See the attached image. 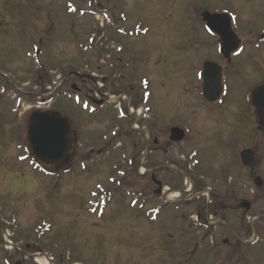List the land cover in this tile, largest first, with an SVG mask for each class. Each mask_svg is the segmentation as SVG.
<instances>
[{
    "label": "rangeland",
    "instance_id": "1",
    "mask_svg": "<svg viewBox=\"0 0 264 264\" xmlns=\"http://www.w3.org/2000/svg\"><path fill=\"white\" fill-rule=\"evenodd\" d=\"M255 1L261 14L254 18L247 9L250 0H0V264H205L204 258L184 252L180 204L154 201L145 206L146 198L138 188L146 186V179H125L116 171L119 152L110 142L119 122L113 105L97 108L94 114L93 108L83 100L78 103V98L56 100L55 110L68 116L80 138L83 162L76 157L68 172L49 175L41 173V168L35 170L27 141L17 133L23 137L26 132L30 105L25 103L33 101L35 94L38 98L40 90L29 76L37 68L45 67L41 73L44 85L39 86L43 90L40 95H45L51 83H59L57 75L62 70L57 67L61 65L84 75L83 69L102 75L111 66L99 65V58L92 53V31L104 23V19L90 16L95 6L116 21L118 33H113L111 41L124 49L118 64L126 67L125 62L129 63L131 84L140 93L143 79L150 82L148 106L162 114L181 105L180 94L164 90L166 40L180 41L182 37L184 48H191L189 56H193L197 38L211 43L200 21L205 11L232 13L238 16L240 29L248 26L261 34L264 0ZM95 2L98 5L94 6ZM33 28H37L43 46L48 42L44 56H37L28 43L30 34L35 35ZM140 29L146 34L138 39L119 34ZM9 84L11 88L5 91ZM19 90L29 93L23 95L25 100ZM18 112L27 114L18 118ZM102 145L112 146L103 149ZM98 146L95 152L108 154L89 158L90 149ZM232 171V183L216 186H244L243 178L237 177L238 169ZM173 195L178 198L179 193ZM8 229L19 250L7 251ZM207 264H214V259Z\"/></svg>",
    "mask_w": 264,
    "mask_h": 264
},
{
    "label": "flooded vegetation",
    "instance_id": "2",
    "mask_svg": "<svg viewBox=\"0 0 264 264\" xmlns=\"http://www.w3.org/2000/svg\"><path fill=\"white\" fill-rule=\"evenodd\" d=\"M250 2L247 9L255 18L261 14L258 2ZM237 17L231 29L240 50L228 56L222 53L220 38L214 33L206 32L211 43L197 38L193 56L187 55L191 48H184L181 36L180 41L166 40L164 90L180 94L177 109L154 113L148 106L150 82L143 79L146 87L140 93L131 84L129 63L125 62L127 68L122 67L116 57L115 65L104 72L103 90L96 88V80L71 74L61 77L60 84L68 98L82 95L93 108L101 106L100 102L106 105L111 96L120 97L114 105L119 125L111 140L119 152L118 173L131 180L146 179V186L138 188L146 198L145 206L154 201L180 204L178 221L184 252L204 258L205 264L209 259H214V264H264V186L256 185L258 179L264 181V109L257 95L264 87V29L261 34L250 31L248 26L240 29ZM201 22L204 23L202 17ZM206 28L205 25L202 30ZM33 33L35 36L28 40L42 44L37 28ZM207 63L215 69L214 81L206 80L210 79ZM42 79L41 73L33 79L40 90L39 100L35 94L34 101L28 102L35 107L49 103L50 109L56 111L60 90L40 95ZM205 92L213 101L205 97ZM170 100L171 96L169 104ZM177 131L183 136L179 141L173 139L180 137ZM96 153L102 156L103 150ZM244 153L248 165L243 161ZM231 168L238 169L237 177L243 178L245 185L216 186L219 182L232 183ZM176 192L179 196L174 202Z\"/></svg>",
    "mask_w": 264,
    "mask_h": 264
},
{
    "label": "water",
    "instance_id": "3",
    "mask_svg": "<svg viewBox=\"0 0 264 264\" xmlns=\"http://www.w3.org/2000/svg\"><path fill=\"white\" fill-rule=\"evenodd\" d=\"M204 21L209 29L221 38L224 56H228L238 49V42H236L228 16L205 13ZM205 68L210 76V79L206 78V80L214 81L216 79L215 69L210 64H206ZM205 97L209 101H213L207 92H205ZM258 97L261 100L258 101L259 105L264 109V89ZM177 132L180 137L178 139L173 138L175 141L183 139L180 131ZM28 141L34 157L51 169L65 167L75 154L76 135L74 126L65 118L55 114L34 112L28 122ZM242 158L248 165L246 153L242 155ZM257 185L261 187L264 183L258 179Z\"/></svg>",
    "mask_w": 264,
    "mask_h": 264
}]
</instances>
